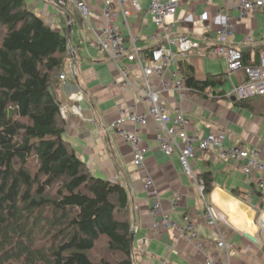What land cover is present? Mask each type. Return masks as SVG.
Instances as JSON below:
<instances>
[{
	"label": "crops",
	"instance_id": "crops-1",
	"mask_svg": "<svg viewBox=\"0 0 264 264\" xmlns=\"http://www.w3.org/2000/svg\"><path fill=\"white\" fill-rule=\"evenodd\" d=\"M43 1L46 5L40 17L53 29L61 31L71 24L74 29V24H79L87 34L86 38L93 37L91 27L99 31L104 26L106 2L119 8L118 0H81L91 11L88 23L77 10L68 8L77 15V20L70 22L66 12L56 7L57 12L51 11L54 5ZM141 7L143 11L138 13L130 5L126 6L131 11L128 24L119 13L116 26L127 39V45L129 28L132 30L137 37V48L147 58L156 45L152 36L158 35L162 40L165 32L156 27L152 15L148 14L149 1L141 0ZM223 7L224 0H182L176 15L177 25L170 31V36L187 35L201 44L200 50L191 51L180 60L194 67L197 80L226 75V83L229 82L232 90V82L237 84L243 81L244 74L238 73L230 79L225 61L222 64V59L210 61L206 58L219 59L212 56L210 51L224 23L223 18L216 15L218 9ZM232 16L235 34L231 43L234 47L242 50L264 46L263 14L239 19L237 11H234ZM204 17L209 20L207 24L201 22ZM72 38L74 49L70 51L65 66V80H61L53 89L66 115L63 117L66 122L64 139L94 175L118 182L127 189L134 236V264H205L203 253L217 256L220 264H264V192L260 188L264 175L254 174L247 178L238 162L221 159L216 148L199 150L196 160L192 162L195 172L198 176L205 172L213 174L212 190L205 194L204 199L196 182L182 168L178 154L167 156L160 148L157 142L159 132L154 121H150L146 127L137 128L148 151L145 168H136L131 147L110 126L119 118L121 107L136 104L141 112L146 108L138 101L136 90L123 92L117 88L115 83L122 78L118 66L81 38L78 41ZM119 65L131 72L136 87L143 84L141 72L135 63L122 59ZM179 79L184 80L181 74ZM224 86L216 89L215 93L228 94ZM162 103L172 115L178 111L184 112L191 121V134H198L202 138L213 133L225 134V147L240 145L249 150L260 149L264 153V113L256 114L237 108L232 99L218 98L210 89L200 94L192 93L185 100L175 91L165 92ZM75 107L81 108V116L74 112ZM128 128L132 129L130 125ZM147 176L154 180L158 188L164 211L171 213L180 224L186 219L195 224L200 241L205 243V252L198 253L174 230L164 231L161 235L153 232L150 215L153 200L144 188ZM177 193L182 200L172 211V200ZM208 206L217 211L218 230L208 225ZM221 237L228 245L229 258L217 247Z\"/></svg>",
	"mask_w": 264,
	"mask_h": 264
},
{
	"label": "trees",
	"instance_id": "trees-1",
	"mask_svg": "<svg viewBox=\"0 0 264 264\" xmlns=\"http://www.w3.org/2000/svg\"><path fill=\"white\" fill-rule=\"evenodd\" d=\"M59 1L69 21L77 20ZM72 40L67 26L53 29L26 0H0V264L135 262L127 189L94 175L64 139L66 122L53 89ZM263 51L243 48L244 66L257 65ZM179 71L194 93L210 89L228 99L215 93L226 75L200 81L183 61ZM234 105L264 113V96ZM198 180L208 194L212 172Z\"/></svg>",
	"mask_w": 264,
	"mask_h": 264
},
{
	"label": "built area",
	"instance_id": "built-area-1",
	"mask_svg": "<svg viewBox=\"0 0 264 264\" xmlns=\"http://www.w3.org/2000/svg\"><path fill=\"white\" fill-rule=\"evenodd\" d=\"M148 14L152 15L156 27L165 32V37L160 40L158 35H153L152 40L156 43L151 49L148 57H144L137 48V37L129 28V43L116 26V20L121 13L126 23L131 11L126 9L130 5L138 13L143 11L141 0H118L117 9L113 3L106 2L103 11L104 26L96 31L91 27L93 37L88 38L87 45L99 50L108 59L118 66L121 73V80L116 84L120 91L126 92L136 90L138 101L146 108L144 112L138 110L137 105L119 109V118L114 121L110 129L114 130L131 147L134 154V165L143 170L146 165L147 148L138 134V127H146L150 121L157 125V142L167 156L178 154L180 163L185 173L191 180L196 182L201 196L205 199L204 183L198 180V174L193 168L192 162L196 160L197 152L208 151L216 148L223 160H233L240 164L243 174L251 178L254 174L264 175V153L260 149H247L240 145L225 147L227 138L225 134L213 133L207 138L198 134H191V121L184 112L178 111L172 115L162 103V96L165 92L175 91L185 100L194 93L185 83L179 79L178 64L189 52L200 50L201 44L193 41L187 35L171 37L176 25V15L182 0H148ZM225 7L218 9L216 15L224 20L222 28L217 32V41L210 53L212 56L226 62L229 78L238 73H243L244 81L233 83L232 90L226 94L227 98L235 101L249 100L255 97L264 96V51L260 54L259 63L254 66L245 67L243 64V52L232 45V38L235 34L233 12L237 11L239 19H246L257 14L264 15V0H224ZM63 8H72L79 12L82 19L88 23L91 11L89 6L81 0H60ZM203 24L209 22L207 17L201 19ZM83 41V40H82ZM126 59L135 63L141 72L143 84L136 87L134 79L128 70L120 67L119 61ZM175 69V70H174ZM173 71V72H172ZM65 80V75L61 76ZM74 112L81 116V108L75 107ZM62 116L65 111L61 109ZM132 129H129L128 126ZM264 179V178H263ZM144 188L153 200L151 217L153 219V232L161 235L164 231L174 230L180 237L188 241L198 253L205 252V243L200 241L197 227L186 219L183 224L176 222L171 213L163 209L162 200L154 180L147 176L144 180ZM264 192V182L260 183ZM180 194H175L172 200V211L181 202ZM206 217L208 225L218 230V214L212 206L207 207ZM217 247L223 250L230 257L226 241L221 237ZM205 264H220L217 256L203 253Z\"/></svg>",
	"mask_w": 264,
	"mask_h": 264
},
{
	"label": "rangeland",
	"instance_id": "rangeland-1",
	"mask_svg": "<svg viewBox=\"0 0 264 264\" xmlns=\"http://www.w3.org/2000/svg\"><path fill=\"white\" fill-rule=\"evenodd\" d=\"M47 1V4L51 3L53 4L54 6H51V11L55 10L57 12V7L55 5V0H46ZM26 4H27V7L33 11L34 13H36L37 15L41 16V11H43L45 9V3L43 0H26ZM56 7V9H55ZM43 16V15H42ZM44 17V16H43ZM74 29L72 28L71 30V36L72 37H75V40H79L80 38L83 40L84 43H87L88 41V38H86V33L84 31V29L80 28L79 24H74ZM89 46V45H88ZM208 60L210 61H219L220 59H212L211 57H206ZM222 64L224 63V61L222 60L221 61ZM221 73V72H220ZM219 75V74H218ZM224 89L227 91V92H230L231 91V88H230V84L229 82H227L224 86ZM228 99H231V98H228ZM234 102H236L234 99H232Z\"/></svg>",
	"mask_w": 264,
	"mask_h": 264
},
{
	"label": "water",
	"instance_id": "water-1",
	"mask_svg": "<svg viewBox=\"0 0 264 264\" xmlns=\"http://www.w3.org/2000/svg\"><path fill=\"white\" fill-rule=\"evenodd\" d=\"M71 30H72V25L68 26V37L69 39L71 38ZM249 237V236H248ZM252 239V238H251ZM133 241H134V236H133Z\"/></svg>",
	"mask_w": 264,
	"mask_h": 264
}]
</instances>
